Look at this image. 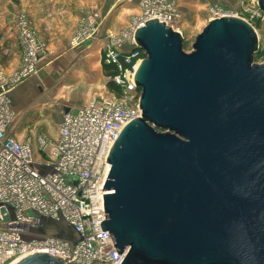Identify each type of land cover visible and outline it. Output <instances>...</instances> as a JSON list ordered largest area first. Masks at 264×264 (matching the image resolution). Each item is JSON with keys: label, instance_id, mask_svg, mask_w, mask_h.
Masks as SVG:
<instances>
[{"label": "water", "instance_id": "1", "mask_svg": "<svg viewBox=\"0 0 264 264\" xmlns=\"http://www.w3.org/2000/svg\"><path fill=\"white\" fill-rule=\"evenodd\" d=\"M134 42L145 55L134 77L141 117L113 144L102 189L100 226L121 264H264V63H253V29L212 19L186 54L180 33L149 20Z\"/></svg>", "mask_w": 264, "mask_h": 264}, {"label": "built area", "instance_id": "2", "mask_svg": "<svg viewBox=\"0 0 264 264\" xmlns=\"http://www.w3.org/2000/svg\"><path fill=\"white\" fill-rule=\"evenodd\" d=\"M140 9L141 17L118 35L110 30L99 33L101 22L95 10L78 22L79 33L72 42L76 47L88 41L100 43L102 62L116 71L107 81L118 87L120 95L113 101L98 97L62 112L57 138L40 136L36 152L30 141L20 142L12 134L9 95L37 75L48 52L27 19L18 18L19 67L9 78L0 72V264H13L32 254H46L63 264L123 262L125 255L117 254L100 225L105 221L102 189L110 169L106 163L110 150L123 128L141 117L140 89L134 77L145 55L136 47L134 33L149 20L180 33L173 2L140 0ZM237 10L246 16L258 51H263L264 13L243 4ZM221 17L213 15V19ZM36 153L39 159L34 158ZM55 224L71 234H62Z\"/></svg>", "mask_w": 264, "mask_h": 264}, {"label": "rangeland", "instance_id": "3", "mask_svg": "<svg viewBox=\"0 0 264 264\" xmlns=\"http://www.w3.org/2000/svg\"><path fill=\"white\" fill-rule=\"evenodd\" d=\"M169 1L175 4L178 27L183 38L182 49L186 54L191 53L195 38L213 19L215 13L244 21L246 16L241 10H237V7L242 4L246 8L257 6V0ZM92 10H95L99 16V22H101L99 33L101 34L105 30H110L118 35L121 30L130 29L141 17L140 0H0V72L9 78L19 67L21 49L16 25L20 16L27 19L31 28L47 45L48 56H50L51 53L63 49L65 34L70 36L67 45L70 48L76 47V43L72 41L79 33L78 22L84 17L86 19ZM44 22H48V26L51 28L46 33L43 31ZM107 23L111 25V29L105 28ZM262 47H264V40ZM47 59L46 63H48ZM262 63H264V58L255 62V64ZM27 81L21 86H17L15 91L10 94L12 99L16 97L14 99L16 103H19L18 99L21 97L19 99L20 107L14 108L16 114L14 113L11 128L19 136L20 141L33 136L36 138L39 134L45 133V130L48 137L55 138L61 110L57 104L51 109H46V106H38L31 110L32 103L33 107L39 105L37 99L39 95L32 86L24 89L23 86ZM106 97L111 101L119 98L115 92L109 90H107ZM25 108H27L26 112H22ZM34 143L38 148L37 141ZM33 156L35 159H39L38 153ZM54 227L62 234H71L65 226L55 224Z\"/></svg>", "mask_w": 264, "mask_h": 264}, {"label": "crops", "instance_id": "4", "mask_svg": "<svg viewBox=\"0 0 264 264\" xmlns=\"http://www.w3.org/2000/svg\"><path fill=\"white\" fill-rule=\"evenodd\" d=\"M44 24L43 31L46 33L47 30L51 28H49L48 22H44ZM105 28L111 29V25L107 23L105 24ZM69 37L70 36L65 34L63 38V44H65V46L63 49L51 53L47 59L48 63L40 68L37 75L32 78L33 81L30 79L27 81L26 85L23 86L25 87L24 89L32 86L39 95L37 98L39 100V105L33 107L34 104L32 103V106H30L32 107L31 110L38 106H46V109H51L57 104L62 113L68 110L78 109L95 98L106 97L107 78L104 76L102 68L100 43L88 41L75 48H70L69 45H67ZM13 91H15V89ZM9 98L11 110L16 114L14 108L20 107L21 103L19 99L21 97L18 99L19 103L14 102L16 97L12 99V96L9 95ZM26 110L27 108L22 110V112H26ZM61 113L55 138L48 137L45 134L46 130L44 128L45 133L39 134L36 138L33 136L32 138H27V140L24 139L22 141L19 140L20 138L14 130H12V134L16 140L20 142L30 141L32 149L36 152L38 148L34 142L38 141L40 136L49 140H55L57 138Z\"/></svg>", "mask_w": 264, "mask_h": 264}, {"label": "trees", "instance_id": "5", "mask_svg": "<svg viewBox=\"0 0 264 264\" xmlns=\"http://www.w3.org/2000/svg\"><path fill=\"white\" fill-rule=\"evenodd\" d=\"M261 58H264V50L258 51V53L253 56V62L255 63ZM102 68H103L104 76L106 78H110L116 74L114 67L106 66L103 62H102ZM106 87H107V90L111 92H115L117 97L120 95V90L112 82L106 80Z\"/></svg>", "mask_w": 264, "mask_h": 264}, {"label": "bare ground", "instance_id": "6", "mask_svg": "<svg viewBox=\"0 0 264 264\" xmlns=\"http://www.w3.org/2000/svg\"><path fill=\"white\" fill-rule=\"evenodd\" d=\"M35 76H36V75H35ZM33 77H34V76H33ZM33 77L28 78V80L31 79V78H33ZM26 81H27V80H26ZM26 81H25V82H26ZM23 83H24V82H23ZM23 83H22V84H23Z\"/></svg>", "mask_w": 264, "mask_h": 264}]
</instances>
